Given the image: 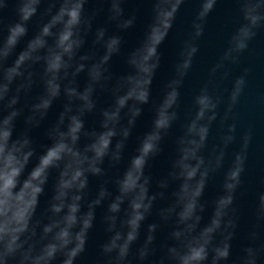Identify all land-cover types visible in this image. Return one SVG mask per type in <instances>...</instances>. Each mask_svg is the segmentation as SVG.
I'll use <instances>...</instances> for the list:
<instances>
[{
    "label": "clouds",
    "instance_id": "obj_1",
    "mask_svg": "<svg viewBox=\"0 0 264 264\" xmlns=\"http://www.w3.org/2000/svg\"><path fill=\"white\" fill-rule=\"evenodd\" d=\"M261 67L264 0H0V264H264Z\"/></svg>",
    "mask_w": 264,
    "mask_h": 264
},
{
    "label": "water",
    "instance_id": "obj_2",
    "mask_svg": "<svg viewBox=\"0 0 264 264\" xmlns=\"http://www.w3.org/2000/svg\"><path fill=\"white\" fill-rule=\"evenodd\" d=\"M127 7H128V10L131 11L135 7V3L130 2ZM228 7L229 6L226 3H222L218 5V10L216 14H214V16L209 21V28L212 32H215L219 24L222 22L224 16L226 15ZM178 24H179V21H178ZM180 26L183 27V25H180ZM173 46H174V41L170 37L169 40L166 42V44L162 46V51L165 53V57H167L170 54ZM211 56H212V48L210 46H206L204 59L208 60L211 58ZM161 71L166 72V64L162 67ZM262 82H264V67H261L258 70V76L255 82L254 88L258 87ZM245 115L246 117L248 116L247 113H245ZM258 140L261 143H264V132H261L259 134Z\"/></svg>",
    "mask_w": 264,
    "mask_h": 264
}]
</instances>
